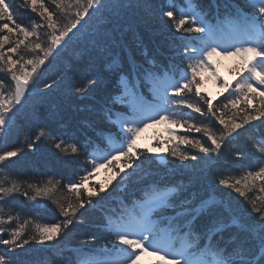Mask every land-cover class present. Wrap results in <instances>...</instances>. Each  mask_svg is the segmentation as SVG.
Returning <instances> with one entry per match:
<instances>
[{"label":"snow or ice","instance_id":"obj_1","mask_svg":"<svg viewBox=\"0 0 264 264\" xmlns=\"http://www.w3.org/2000/svg\"><path fill=\"white\" fill-rule=\"evenodd\" d=\"M23 4L36 13L42 22L32 21L25 25L18 15L16 0H0V33L7 32L6 35H0V73L8 74L7 77L0 78V264H35V261L22 259L16 254L17 250L24 249L31 241L41 245L54 241L81 224L82 221L77 220L79 209L84 208L86 202L90 204L93 197L104 191V186H99L98 190L96 185L92 189L85 188L86 182L99 167L112 164L119 157L125 159V164L120 169L115 170L113 166L110 183L124 172V168H132V173L135 174L140 167L137 162L142 155L148 160H165L161 155H146L153 150L142 152L137 144V137L148 121L171 124L168 129L173 133L168 142L170 147L166 149L161 146L159 151L168 152L180 161H198L201 153L205 157L214 156L216 160H220L226 149L237 160L247 159L243 149L229 146L241 136L242 131H246L245 126L251 120L258 116L264 117V91L254 89L256 84L264 88V0H248L252 12L237 10L235 16L228 18L230 29L227 42L218 38L222 35L221 26L209 23L195 0H187L186 7L177 8L175 3L170 2L163 11V16L169 18L176 31L183 34L180 46L183 58L187 61L186 67L178 79L175 78V73L169 76L165 72L166 79L161 81L157 72L135 65L127 76L121 77V93L117 101L121 104L128 101L132 117L118 114L117 120L112 121L119 125L120 139L110 135L106 137L111 147L110 152L103 156L97 155L96 151L90 154L92 171L85 170V174L75 182L67 184L53 176L44 180H29L12 175L8 171V162L17 157L22 148L8 149L3 144L14 123V109L19 111L17 105L23 106L22 102H26L27 95H31L33 89L40 84L48 90L58 85L62 79L59 75L52 78L50 83L47 82L51 70L49 57L61 46L65 37H69V33L77 29V25H81L84 17L88 16L89 9L95 13L106 7L104 0H50V4L54 6L52 11L45 0H23ZM117 6L122 7L123 4L112 5ZM73 7L74 12H70L69 9ZM41 28L46 29L44 35L47 39H41ZM193 33L198 35H190ZM12 36L15 39H10ZM5 45H11L7 51L4 50ZM221 48L223 52L220 51ZM218 55L241 58V68L247 75L241 76L240 81H237L235 89L229 93L235 98L228 103L235 108L241 97L247 99L250 94L253 98L259 95L260 107L254 109L257 116L249 113L246 104L225 119V113L219 111L212 99L202 92L205 72L210 70L211 75L220 79L212 61ZM13 56L17 58L13 59ZM142 81L150 85L149 92L157 103L145 99L141 91ZM95 83V80L87 79L75 91L84 93ZM222 84L226 91L232 87L226 81H222ZM237 92L241 96H237ZM221 107L227 109L228 104ZM108 118L111 121V115ZM177 126H186L188 133L200 135L184 134L177 137ZM45 135V130L41 128L35 139L40 140ZM248 139L259 154V159L247 166H240L239 175L222 171L217 185L243 197L250 211L240 209L234 212L227 208L224 199L217 196L215 190L198 201L193 194L191 200L174 204L173 197L180 191L178 186L152 183L143 190L140 200L132 202L131 208L122 202L120 211L116 213L113 210L114 215L107 217L106 228L108 235L113 237V254L104 260H81L80 264H135L139 253L149 249L158 255L162 254V261L158 264L168 260L172 264H264V195H250L257 190L264 193V136L259 139L249 136ZM176 140L179 143H175ZM182 145L188 147L182 149ZM55 147L72 153L81 150L76 143L66 142L64 139H59ZM133 164L136 166L133 167ZM223 164L228 165L229 160L224 159ZM128 176L125 173L124 179ZM57 193L66 195L60 198ZM15 194L27 197L30 202H38V197L52 200L63 219L56 223H42L34 220L30 214L22 216L11 204ZM222 195L231 196V192H223ZM222 208L228 212L230 224L225 222ZM168 209L175 214H163ZM157 212L162 213L158 219L154 218ZM201 216L210 218L211 222L202 234H197L193 227ZM162 222H166L164 227H160ZM232 226L237 227L244 237L234 234L226 243L215 241V237ZM95 240L96 236L89 233L85 244ZM73 251L79 254L82 249ZM68 264H72V261L69 260Z\"/></svg>","mask_w":264,"mask_h":264},{"label":"trees","instance_id":"obj_2","mask_svg":"<svg viewBox=\"0 0 264 264\" xmlns=\"http://www.w3.org/2000/svg\"><path fill=\"white\" fill-rule=\"evenodd\" d=\"M170 2L175 3L177 8L187 5V0H104L106 7L99 12L93 13L89 9L88 16L84 17L81 25H77L79 31L73 29L69 37H65V41H62L61 46L49 57L51 70L47 82L50 83L52 78L59 75L62 79L58 85L48 90L40 84L38 88L33 89L31 95H27L26 102H22L23 106L17 105L19 111L14 109L16 113L14 123L3 144L8 149L22 148V152L8 162V171L12 175L29 180H44L48 176H53L63 184L75 182L79 176L85 174V170L92 171L89 158L91 153L96 151L97 155L101 156L111 150L106 137L111 135L120 139L119 125L112 122L117 120V115L132 116L128 101L123 104L117 101L121 93V77L127 76L135 65L157 72L161 81L166 79L165 72L169 76L175 73V78H179L187 61L183 58V49L180 46L183 34L177 32L169 18L163 16V11ZM45 3L50 11L54 10L50 0H45ZM195 3L210 21L215 18L226 19L228 16H235L237 10L252 11L248 0H195ZM120 4L123 6L112 7ZM16 5L19 8L18 15L25 25L32 21L42 22L36 13L23 4V0H16ZM74 10V7L69 9L70 12ZM45 31L44 28L40 29L41 39H47L44 35ZM6 34L7 32L0 33V35ZM10 39H15V36ZM10 46L5 45L4 50L7 51ZM16 58L13 56V59ZM45 63L47 64L48 61ZM7 76V73H0V78ZM87 79L95 80V85L84 93H77L75 89ZM229 85L232 87L227 91L221 90L214 98H211L206 91L202 90V92L212 99L219 111L225 113V119H228L232 113H237L238 109L244 108L246 104L249 113L257 116L254 109L260 107L259 95L253 98L250 94L247 99L241 97L233 108L228 101L235 97L230 96L229 93L236 85L233 83ZM149 88L150 85L141 82V91L145 99L155 103L156 100L153 99ZM236 95L241 96L239 92ZM223 104H228V108H222ZM168 124L171 125L169 122ZM41 128L45 130L46 135L36 140L35 137ZM176 128L177 137L184 134L200 135L188 133L186 126ZM245 128L246 131H242L241 136L234 139L229 146L243 149L247 156V159L243 160L233 158L227 149L220 160H216L214 156L205 157L202 153L201 159L191 162L180 161L168 152L164 161L148 160L142 155L140 158L142 163L137 162L140 163V167L136 169L135 174L132 173V168H124V172L109 183L113 166L118 170L125 164V159L119 157L112 164H108V167H111L108 176L101 178L91 176L86 182L85 188L92 189L93 185H96L98 190L99 186H104V191L99 196L93 197L90 204L86 202L85 207L79 209L77 220L82 221L81 224L71 228L67 234H62L56 240L45 242L43 245L31 241L24 249H18L16 254L22 259L35 261V264H68L69 260L72 264H80L81 260L93 259L92 255L95 253H100L101 256L112 255L110 253L114 251L113 237L108 235L107 217L114 215L113 210L118 213L122 202L131 208L132 202L140 200L143 190L152 183L178 186L180 191L173 197L174 204L186 199L191 200L193 194L198 201L215 190L217 196L224 199L227 208H231L234 212L240 209L250 211L243 197L230 189L223 190L222 186L217 185L222 171L239 175L240 166H247L259 159V154L252 148L248 138L252 136L259 139L264 136V117L258 116L257 119L251 120ZM172 136L173 133L166 136V149L170 147L168 142ZM59 139L76 143L81 149L80 152H65L56 148L55 143ZM175 143L179 141L176 140ZM29 144L32 146L29 147ZM187 147L181 146L182 149ZM147 149L146 146L140 145L142 152L146 153ZM146 155L156 156L153 153ZM224 159L229 160L228 165L223 164ZM135 166L133 164V167ZM125 173L129 174L127 179H124ZM223 192H231V196L222 195ZM64 195L66 193H57L60 198ZM250 195L260 196L264 193L257 190ZM11 204L15 211L22 213V216L25 213L30 214L38 222L56 223L63 219L57 206L45 197H38V202H30L27 197L15 194ZM221 212L225 222L230 224L228 212L223 208ZM163 214L171 216L175 213L168 209ZM160 215L162 213L157 212L154 218L158 219ZM210 222L208 217H198L193 231L202 234L206 227L210 226ZM165 225L166 222H162L160 227ZM89 233L94 234L96 240L85 244ZM234 234L244 237L237 227L232 226L215 237V241L226 243ZM74 249H82V251L77 254Z\"/></svg>","mask_w":264,"mask_h":264},{"label":"rangeland","instance_id":"obj_3","mask_svg":"<svg viewBox=\"0 0 264 264\" xmlns=\"http://www.w3.org/2000/svg\"><path fill=\"white\" fill-rule=\"evenodd\" d=\"M224 42H227V39H224ZM220 51L223 52V48H221ZM212 61L220 79L218 80L214 75H211L209 70L204 73V83L202 86V90L209 93L211 98L216 97L221 90L225 89L222 81H226L228 84L233 83L236 85L237 81H240L241 76L247 75L246 71L241 68V58L238 56L218 55L214 56ZM254 89L264 91V88H261L259 84L254 85ZM170 127L171 125H169L168 122L154 123L152 121H148L147 126L143 127V130L137 137V144L139 146H146L148 149H152V153L154 155H161L166 159V152L161 153L159 150L161 146L166 148V136L172 133L168 130ZM161 142H164L163 145H161ZM110 168L111 167H108V165L99 167L92 176L95 178H101L103 176L106 177L110 172ZM161 261L162 254L158 255L154 250L149 249L148 251L139 253V258L135 261V264H158V262ZM162 264H172V261H163Z\"/></svg>","mask_w":264,"mask_h":264}]
</instances>
